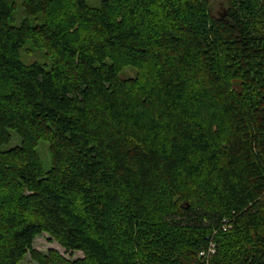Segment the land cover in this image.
I'll return each mask as SVG.
<instances>
[{
	"label": "trees",
	"instance_id": "16d2710c",
	"mask_svg": "<svg viewBox=\"0 0 264 264\" xmlns=\"http://www.w3.org/2000/svg\"><path fill=\"white\" fill-rule=\"evenodd\" d=\"M16 6L0 0V264H205L212 242L209 264H264V0H23L14 25ZM43 232L84 256L39 251Z\"/></svg>",
	"mask_w": 264,
	"mask_h": 264
},
{
	"label": "rangeland",
	"instance_id": "374dc122",
	"mask_svg": "<svg viewBox=\"0 0 264 264\" xmlns=\"http://www.w3.org/2000/svg\"><path fill=\"white\" fill-rule=\"evenodd\" d=\"M17 6L15 9L14 18L11 21L14 25H20L22 20H24L28 14L23 6V0H16ZM102 0H87V3L91 6L97 7L101 4ZM36 23V20L34 21ZM21 53V59L26 64H31L35 61H38L46 66V68L51 67L52 60L51 58L46 54V50L44 48H36L33 46L32 41L28 40L20 49ZM137 73V68L130 66L127 67L125 70H123L120 73V76L123 78H127L129 76H134ZM13 137L9 144H5L3 146L4 149L10 148L12 146H15L20 143L21 138L20 136L15 132L12 131ZM40 156L42 158V161L44 163V166L46 169L51 168V158L50 153L48 149V142L45 140H40L38 147H37ZM34 248L38 249L39 251L43 253H48V250L50 248H55L61 254H63L66 258L70 260H76L78 258H81L84 256L83 252L81 251H74L70 252L67 251L64 247H62L56 240L51 239L50 235L46 232L41 233L38 235L34 240ZM21 264H39L37 261L33 260L31 255L28 253L24 260L21 262Z\"/></svg>",
	"mask_w": 264,
	"mask_h": 264
},
{
	"label": "built area",
	"instance_id": "2783aa9c",
	"mask_svg": "<svg viewBox=\"0 0 264 264\" xmlns=\"http://www.w3.org/2000/svg\"><path fill=\"white\" fill-rule=\"evenodd\" d=\"M216 253V243L212 242L208 250L201 251V256L206 259L205 264H209V258Z\"/></svg>",
	"mask_w": 264,
	"mask_h": 264
}]
</instances>
